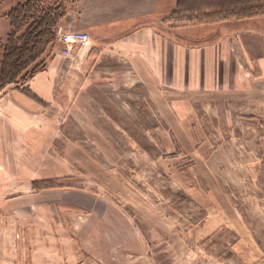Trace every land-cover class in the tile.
Masks as SVG:
<instances>
[{"label": "rangeland", "instance_id": "rangeland-1", "mask_svg": "<svg viewBox=\"0 0 264 264\" xmlns=\"http://www.w3.org/2000/svg\"><path fill=\"white\" fill-rule=\"evenodd\" d=\"M25 1L0 0L3 43ZM35 1L63 11L58 42L75 0ZM69 77L33 100L44 135L0 126V264H264V113L198 102L172 131L144 86Z\"/></svg>", "mask_w": 264, "mask_h": 264}, {"label": "crops", "instance_id": "crops-1", "mask_svg": "<svg viewBox=\"0 0 264 264\" xmlns=\"http://www.w3.org/2000/svg\"><path fill=\"white\" fill-rule=\"evenodd\" d=\"M176 6L177 0H75L71 16L60 25L88 34V45L73 44L65 54L60 52L65 46L51 43L45 67L27 87L49 102L69 75L89 84H111L122 76L131 86H144L172 131L183 130L175 125L178 117L198 102H223L224 111L240 109L252 122L264 113V16L178 26L169 20ZM99 73H107V79ZM0 91V126L20 131L21 140L34 126L44 135L50 118L39 105L8 86ZM35 115L41 117L35 121Z\"/></svg>", "mask_w": 264, "mask_h": 264}, {"label": "trees", "instance_id": "trees-1", "mask_svg": "<svg viewBox=\"0 0 264 264\" xmlns=\"http://www.w3.org/2000/svg\"><path fill=\"white\" fill-rule=\"evenodd\" d=\"M58 12L56 8L38 6L35 0H26L6 13L11 30L4 43L0 39V90L12 85L28 98H37L19 81H24L30 66L31 70L37 67L35 62L55 40L57 23L64 15ZM256 16H264V0H177L169 20L176 25H202ZM24 26L25 30L18 34ZM36 72L30 71V78Z\"/></svg>", "mask_w": 264, "mask_h": 264}, {"label": "built area", "instance_id": "built-area-1", "mask_svg": "<svg viewBox=\"0 0 264 264\" xmlns=\"http://www.w3.org/2000/svg\"><path fill=\"white\" fill-rule=\"evenodd\" d=\"M89 41V36L86 33L77 31H65L58 36V42L65 46V52L68 53L67 48L73 44H86Z\"/></svg>", "mask_w": 264, "mask_h": 264}]
</instances>
